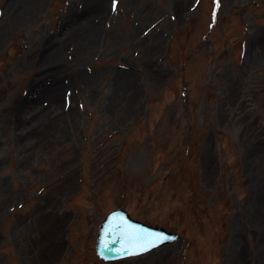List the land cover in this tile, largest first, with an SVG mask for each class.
I'll list each match as a JSON object with an SVG mask.
<instances>
[{"label":"rangeland","instance_id":"rangeland-1","mask_svg":"<svg viewBox=\"0 0 264 264\" xmlns=\"http://www.w3.org/2000/svg\"><path fill=\"white\" fill-rule=\"evenodd\" d=\"M0 264H264V0H0Z\"/></svg>","mask_w":264,"mask_h":264},{"label":"water","instance_id":"water-1","mask_svg":"<svg viewBox=\"0 0 264 264\" xmlns=\"http://www.w3.org/2000/svg\"><path fill=\"white\" fill-rule=\"evenodd\" d=\"M115 229L109 231V229ZM127 230L139 234L143 238H147L152 234H163L167 239L162 243H159L156 247H146V250H140L136 242L124 239L126 248L122 252L109 251L102 246V241H107L110 249H117L121 247V231ZM179 238V235L175 232L166 230L161 226H152L133 219L129 214L121 209L116 208L110 211L102 220L98 227L97 236L95 239L94 250L97 258L103 262H117L129 258L140 257L150 252L161 248L165 245L171 244ZM116 240L117 243L113 244L112 241Z\"/></svg>","mask_w":264,"mask_h":264},{"label":"snow or ice","instance_id":"snow-or-ice-1","mask_svg":"<svg viewBox=\"0 0 264 264\" xmlns=\"http://www.w3.org/2000/svg\"><path fill=\"white\" fill-rule=\"evenodd\" d=\"M117 6V0H113V9L115 10ZM218 6V5H217ZM215 15V13H214ZM115 229H109V231H114ZM121 236L123 239H121V247L117 249H110L109 244L107 241H102V246L109 250V251H117L122 252L126 248V244L124 243V239H127L129 241L136 242L137 246L140 248V250H146V247H156L159 243H162L167 237H165L163 234H152L147 238L141 237L137 233L128 232L127 230L121 231ZM113 244L117 243V241L114 239L112 241Z\"/></svg>","mask_w":264,"mask_h":264},{"label":"bare ground","instance_id":"bare-ground-1","mask_svg":"<svg viewBox=\"0 0 264 264\" xmlns=\"http://www.w3.org/2000/svg\"><path fill=\"white\" fill-rule=\"evenodd\" d=\"M35 85H32V87H34ZM41 89H46V86L43 85V87H41Z\"/></svg>","mask_w":264,"mask_h":264}]
</instances>
